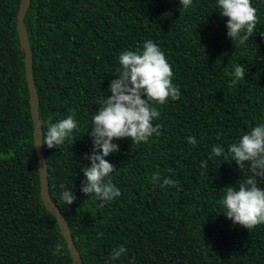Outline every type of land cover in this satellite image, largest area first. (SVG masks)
Wrapping results in <instances>:
<instances>
[{
    "label": "trees",
    "instance_id": "trees-1",
    "mask_svg": "<svg viewBox=\"0 0 264 264\" xmlns=\"http://www.w3.org/2000/svg\"><path fill=\"white\" fill-rule=\"evenodd\" d=\"M19 2L0 0V264H74L41 196ZM251 4L257 25L240 44L227 37L217 0H192L187 9L179 0H30L23 20L42 129L73 113L77 122L71 138L42 150L48 193L83 264H264V224L247 230L221 213L226 187L251 174L247 165L223 162L227 149L264 123V0ZM147 40L164 53L181 95L152 103L159 135L113 140L119 151L105 159L116 169L105 180L121 195L103 202L80 191L92 151L87 128L111 95L120 54L142 51ZM237 64L247 71L233 85L228 73ZM215 146L225 151L209 159ZM165 177L178 186L160 187ZM66 188L71 205L61 200ZM58 243L62 254L54 255ZM120 245L127 251L110 261Z\"/></svg>",
    "mask_w": 264,
    "mask_h": 264
},
{
    "label": "clouds",
    "instance_id": "clouds-1",
    "mask_svg": "<svg viewBox=\"0 0 264 264\" xmlns=\"http://www.w3.org/2000/svg\"><path fill=\"white\" fill-rule=\"evenodd\" d=\"M180 6L187 9L192 0H179ZM217 8L222 17H227L226 35L233 43L237 39L244 44L253 36L257 25L256 8L251 0H217ZM264 36V34H261ZM121 71L110 82L108 91L111 95L100 102L99 110L93 114L90 122L92 151L85 154L90 166L83 169L85 179L80 191L87 196H96L103 202H109L121 195L120 190L105 180L116 168L105 157L119 151V146L113 143L114 139L129 138L132 143L147 142L155 133L159 135L160 125L153 126V121L160 116L152 103L165 104L169 98L173 101L180 98V90L172 83L173 71L164 53L151 40L143 44L142 51H124L119 56ZM247 69L237 64L232 76V84L244 80ZM145 97V98H142ZM75 113L49 125L46 131L42 129L39 144L49 149L57 148L66 139L71 138L77 122ZM89 126V125H88ZM187 143L195 146L197 140L188 136ZM225 149L221 146L212 148V156H221ZM228 159L223 162L235 161L240 170L248 166V175L238 187L227 186L222 201L224 211L221 212L234 225L247 230L264 224V188L259 181L264 180V123L253 127L243 134L238 142L232 143L227 149ZM201 167H206L201 162ZM169 171H172L169 169ZM160 179L159 174L152 176V182ZM164 186H178L176 181L165 177L160 184ZM61 187H64L63 185ZM61 200L65 205H71L75 196L70 188L61 193ZM102 235V234H98ZM63 245L56 244L53 254H62ZM127 249L120 245L110 253L109 260H118Z\"/></svg>",
    "mask_w": 264,
    "mask_h": 264
},
{
    "label": "water",
    "instance_id": "water-1",
    "mask_svg": "<svg viewBox=\"0 0 264 264\" xmlns=\"http://www.w3.org/2000/svg\"><path fill=\"white\" fill-rule=\"evenodd\" d=\"M30 0H20L19 7L17 11V20L16 26L20 41V46L25 52L24 63H25V72L26 79L29 89V100H30V111L31 118L33 122V132H34V145L36 150V155L38 159V169H39V177H40V190L41 196L44 202L45 207L56 217L57 223L59 225L60 231L65 238L70 255L73 259L74 264H83L80 254L74 244L72 236L70 234L69 228L54 201L51 199L48 193V181H47V164L45 160V156L42 150V146L39 144L40 136L42 133V126L39 119L38 113V93L36 91L33 70H32V53L29 45L27 29L24 24V15L28 8Z\"/></svg>",
    "mask_w": 264,
    "mask_h": 264
}]
</instances>
